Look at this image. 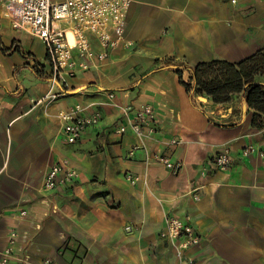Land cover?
<instances>
[{"label":"crops","instance_id":"0c3cea01","mask_svg":"<svg viewBox=\"0 0 264 264\" xmlns=\"http://www.w3.org/2000/svg\"><path fill=\"white\" fill-rule=\"evenodd\" d=\"M23 33L0 13V254L12 247L8 264H179L177 241L160 237L165 215L199 234L185 251L192 264H264V128L251 126L254 111L244 102L234 115L232 104L191 98L174 71L186 79L176 63L237 62L262 49L264 0H132L124 30L132 44L52 87L34 68L51 75L44 44ZM63 87L66 95L35 103ZM75 103H93L102 120L66 143L57 112ZM142 104L155 110V133H113L125 121L120 106ZM229 122L236 125L215 124ZM172 137L179 142L169 144ZM225 145L232 162L216 170L211 159ZM248 145L262 154L243 156ZM157 150L181 162L178 174L146 159ZM61 158L77 179L44 190L45 173ZM127 173L139 180L130 183Z\"/></svg>","mask_w":264,"mask_h":264},{"label":"built area","instance_id":"2783aa9c","mask_svg":"<svg viewBox=\"0 0 264 264\" xmlns=\"http://www.w3.org/2000/svg\"><path fill=\"white\" fill-rule=\"evenodd\" d=\"M132 0H0L1 15L9 18L11 26L39 39L45 46L46 59L50 67L51 87L56 83L65 84L81 72L97 68L109 56L112 49L119 45L130 46L131 41L125 39L124 30L126 14ZM66 95L63 87L60 91L50 92L39 97L35 103H43L46 99L53 100ZM114 92L105 91L106 101L112 103ZM114 105H117L114 103ZM93 107V103L74 105L59 110L57 119L60 122L61 137L66 143H75L88 126H94L102 120V112ZM125 119L113 128V133L124 134L127 131L137 136L154 134L156 131L155 110L150 104L138 107L120 106ZM179 139L172 137L169 144L175 145ZM141 144L132 145L127 156L133 157ZM262 152L253 145L242 150V155ZM151 158L162 163L172 174H178L182 164L174 162L166 153L157 150L146 159ZM232 162L228 146H223L211 159L216 170H226ZM208 168L201 170L205 175ZM78 177V171L69 160L61 158L51 164L42 181V188L50 191L60 185L71 184ZM125 178L132 184L139 176L127 173ZM196 190V189H194ZM198 199V194H193ZM21 215L25 211L20 212ZM165 227L160 237L176 240V255L179 264H192L193 259L185 251L200 241L194 227L174 215H165ZM15 232L9 234V242L15 238ZM13 257L12 247H6L0 254V264H8ZM42 264H57L55 260L46 258Z\"/></svg>","mask_w":264,"mask_h":264},{"label":"trees","instance_id":"16d2710c","mask_svg":"<svg viewBox=\"0 0 264 264\" xmlns=\"http://www.w3.org/2000/svg\"><path fill=\"white\" fill-rule=\"evenodd\" d=\"M0 47L4 51L2 44ZM21 54L25 55L24 52ZM171 61L167 58L164 63L170 64ZM176 66H183L184 70H188L186 79L182 69L178 68L174 71L191 98L197 95L207 96L221 108L232 104L231 112L234 115L240 114V104L244 102L248 109L254 111L251 116V126L256 129L264 128V47L237 62L212 59L192 66L178 62ZM34 68L37 75L50 77V74L39 69L37 64ZM215 124L224 127L236 125L234 122Z\"/></svg>","mask_w":264,"mask_h":264},{"label":"rangeland","instance_id":"374dc122","mask_svg":"<svg viewBox=\"0 0 264 264\" xmlns=\"http://www.w3.org/2000/svg\"><path fill=\"white\" fill-rule=\"evenodd\" d=\"M24 34V36L26 35V37L28 36V33H23ZM40 51V48L38 49V51L37 52H39Z\"/></svg>","mask_w":264,"mask_h":264}]
</instances>
